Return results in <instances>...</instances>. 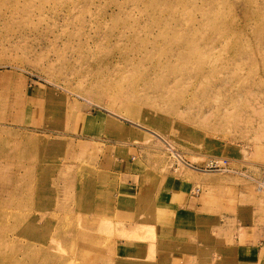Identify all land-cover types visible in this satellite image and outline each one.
Masks as SVG:
<instances>
[{
  "label": "rangeland",
  "instance_id": "1",
  "mask_svg": "<svg viewBox=\"0 0 264 264\" xmlns=\"http://www.w3.org/2000/svg\"><path fill=\"white\" fill-rule=\"evenodd\" d=\"M0 264H264V0H0Z\"/></svg>",
  "mask_w": 264,
  "mask_h": 264
},
{
  "label": "bare ground",
  "instance_id": "2",
  "mask_svg": "<svg viewBox=\"0 0 264 264\" xmlns=\"http://www.w3.org/2000/svg\"><path fill=\"white\" fill-rule=\"evenodd\" d=\"M32 143V142H31ZM92 236V235H91ZM88 238H91V237H88ZM139 241V240H138Z\"/></svg>",
  "mask_w": 264,
  "mask_h": 264
}]
</instances>
